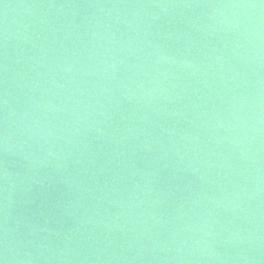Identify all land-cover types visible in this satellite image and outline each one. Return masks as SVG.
Returning <instances> with one entry per match:
<instances>
[{
    "label": "water",
    "instance_id": "95a60500",
    "mask_svg": "<svg viewBox=\"0 0 264 264\" xmlns=\"http://www.w3.org/2000/svg\"><path fill=\"white\" fill-rule=\"evenodd\" d=\"M4 264H264V0H0Z\"/></svg>",
    "mask_w": 264,
    "mask_h": 264
},
{
    "label": "snow or ice",
    "instance_id": "6c2138e0",
    "mask_svg": "<svg viewBox=\"0 0 264 264\" xmlns=\"http://www.w3.org/2000/svg\"><path fill=\"white\" fill-rule=\"evenodd\" d=\"M0 264H4L3 260H0Z\"/></svg>",
    "mask_w": 264,
    "mask_h": 264
}]
</instances>
